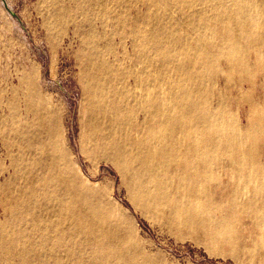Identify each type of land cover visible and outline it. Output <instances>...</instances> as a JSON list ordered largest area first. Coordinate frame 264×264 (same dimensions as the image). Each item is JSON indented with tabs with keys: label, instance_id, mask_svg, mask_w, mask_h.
Segmentation results:
<instances>
[{
	"label": "bare ground",
	"instance_id": "obj_1",
	"mask_svg": "<svg viewBox=\"0 0 264 264\" xmlns=\"http://www.w3.org/2000/svg\"><path fill=\"white\" fill-rule=\"evenodd\" d=\"M139 1L145 11L126 26L120 4ZM60 9L53 14L64 24ZM77 12L95 14L106 29L82 44V144L92 154H109L135 211L153 222L190 226L203 202L227 199L217 208L243 212L245 251L264 250V93L243 92L257 81L264 89V0H85L70 17ZM236 76L239 98L226 92ZM46 116L48 138L36 140L42 158L32 138L19 144L22 161L5 208L9 222L0 224L1 260L140 264L147 254L134 214L105 190L77 183L78 171L55 137L57 114Z\"/></svg>",
	"mask_w": 264,
	"mask_h": 264
},
{
	"label": "rangeland",
	"instance_id": "obj_2",
	"mask_svg": "<svg viewBox=\"0 0 264 264\" xmlns=\"http://www.w3.org/2000/svg\"><path fill=\"white\" fill-rule=\"evenodd\" d=\"M5 2L6 5L0 0V224L5 225L9 222L5 208L11 204L10 182L13 177H17V170L22 161V151H19V156L18 150H23L24 147L19 144L23 139L26 142L29 138L35 141L38 139L39 142L41 139L42 141L47 139L48 136L44 135V132L47 131L49 123L46 120L49 115H46L55 110L57 125L54 127V132L58 130L57 133L55 132L57 135L55 137L59 138L66 154L70 155L72 165L78 171L77 183L105 190L110 193L112 200L124 204L131 214H134L135 219L132 221L139 230L143 249L147 254L146 258L138 260L140 264H264V255H259L264 250L253 256L245 251L248 246H245L243 237L248 231L241 227L243 212L217 208L216 202L228 205L229 200L216 197V202L213 204L209 201L203 202L201 212L199 210L196 215L198 219L196 218L190 226L185 224V226L170 227L155 223L139 211H135V207L127 198L123 175L116 163L108 158L109 154L105 152L107 157L103 152L99 155L92 154L88 151L89 147L82 144L87 117L85 114L87 98L83 89L85 75L83 77L81 62L82 44L85 37H91L90 41L95 38L97 40L106 30L102 20L95 18V14L86 18L77 12L72 16L73 18L70 17L71 10L74 8L76 11L85 0H7ZM124 3L120 4V11H124L123 22L127 26L132 18L146 8L140 1L128 3V6L126 2ZM55 7L61 8L64 24L55 18V13L53 14ZM123 22L117 24L122 29ZM126 26L125 28L128 29ZM114 41L115 46H118V50L122 52L125 46L122 35L117 34ZM125 41L128 54L132 53L130 40L125 38ZM215 75L217 73L212 75L214 80H216ZM237 86H240V79L236 76L226 91L230 97L239 98L243 94L237 91ZM243 92L247 96L259 97V95L263 96L264 89L258 86L257 81L255 85L252 83L246 85ZM32 93L35 96H32ZM30 99L35 100L30 101ZM236 104L235 101L234 109ZM39 129L44 131L40 133ZM13 141L14 143H11ZM37 141L36 145L39 147L36 153L40 152L37 156L42 158L45 149L43 143ZM11 146L12 148H9ZM260 152L264 153L262 145ZM226 224H229L228 227ZM219 236L223 237L220 239ZM2 257L0 251V264H5L1 260Z\"/></svg>",
	"mask_w": 264,
	"mask_h": 264
}]
</instances>
